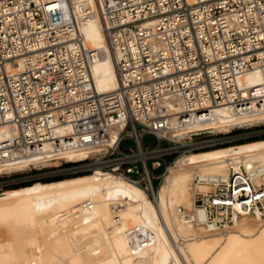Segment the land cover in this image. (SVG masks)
Segmentation results:
<instances>
[{"label":"built area","instance_id":"2783aa9c","mask_svg":"<svg viewBox=\"0 0 264 264\" xmlns=\"http://www.w3.org/2000/svg\"><path fill=\"white\" fill-rule=\"evenodd\" d=\"M97 17L118 79L106 94L96 90V54L80 32ZM255 72L264 77V0H0V129L12 134L0 143V166L99 147L120 128L102 155L55 168L93 165L153 199L166 157L200 137L176 141L169 132L210 122L217 108L252 110L264 83L246 87L243 78ZM145 136L157 143L144 147ZM210 184L194 196L190 225L264 220V183L231 169Z\"/></svg>","mask_w":264,"mask_h":264},{"label":"bare ground","instance_id":"6f19581e","mask_svg":"<svg viewBox=\"0 0 264 264\" xmlns=\"http://www.w3.org/2000/svg\"><path fill=\"white\" fill-rule=\"evenodd\" d=\"M80 32L96 54L91 76L97 92L115 91V56L100 19L82 24ZM243 83L256 87L264 77L248 73ZM178 111L179 107L171 108L172 114ZM261 124L264 91L249 112L217 108L212 121L174 127L168 137L183 141ZM119 131L114 129L108 143L99 147L34 158L29 164L2 165L0 175L23 171L31 164L57 167L102 155L116 142ZM10 138L8 130L0 129V143ZM231 169L244 170L256 184L264 183V140L187 154L167 167L152 201L123 176L100 169L90 177L1 195L0 232L4 229L8 237H0V264H264V220L244 215L224 229L188 223L195 194L211 191L210 180L227 177Z\"/></svg>","mask_w":264,"mask_h":264},{"label":"rangeland","instance_id":"374dc122","mask_svg":"<svg viewBox=\"0 0 264 264\" xmlns=\"http://www.w3.org/2000/svg\"><path fill=\"white\" fill-rule=\"evenodd\" d=\"M261 140H264V124L254 126L251 128H242V129L234 130L228 134L220 133L210 136H200L197 137L196 139L193 138L191 143H195L194 145H187V144L176 145L177 147L174 150L175 152L166 157V164L162 166L161 171L157 173L162 174L165 170V167L175 164L176 161H178L179 159L183 158L184 156L190 153H199L202 151L241 145V144L251 143ZM142 143L144 147H152L157 142L154 137L145 136ZM124 144L127 143H123L121 147H123ZM199 146H206V147L198 148ZM74 166L75 165L66 164L59 168L49 167L38 172H32L22 175L21 174L12 175L10 177H4V178L0 177V196L5 195L6 193L7 194L13 193L28 187L37 186L36 184L38 185L56 184L83 176L90 177L91 176L90 173L93 172V168H94L93 165H86V164H81V166H76L75 168H72ZM167 174L168 173H166V175ZM166 175H164V177ZM164 177H162L160 181H157L155 183V187L158 190L160 186L163 184ZM145 194L147 195V193ZM149 199L150 201H152V198L149 197ZM5 232L6 231L4 229H2L0 232V235H2L0 236L2 240H5L8 237V235L7 237L5 236L7 234ZM3 237H5V239Z\"/></svg>","mask_w":264,"mask_h":264},{"label":"trees","instance_id":"16d2710c","mask_svg":"<svg viewBox=\"0 0 264 264\" xmlns=\"http://www.w3.org/2000/svg\"><path fill=\"white\" fill-rule=\"evenodd\" d=\"M58 181V180H57ZM36 185H38V184H36Z\"/></svg>","mask_w":264,"mask_h":264}]
</instances>
